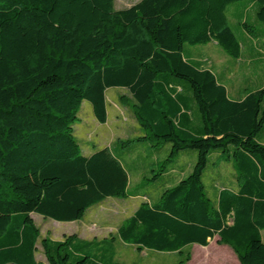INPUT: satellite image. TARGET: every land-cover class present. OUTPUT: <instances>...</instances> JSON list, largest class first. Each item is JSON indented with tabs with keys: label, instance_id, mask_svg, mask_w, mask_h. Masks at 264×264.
<instances>
[{
	"label": "trees",
	"instance_id": "trees-1",
	"mask_svg": "<svg viewBox=\"0 0 264 264\" xmlns=\"http://www.w3.org/2000/svg\"><path fill=\"white\" fill-rule=\"evenodd\" d=\"M114 1L0 0V264H42L32 214L76 222L129 196L124 156L107 148L81 156L73 135L85 101L106 123L105 94L117 88L134 100L142 130L123 148L140 143L159 160L146 183L160 184L178 156L196 157L189 175L119 227L118 239L181 258L218 237L240 264H264V88L231 100L191 55L215 42L237 61L245 39L264 50V0H140L118 11ZM237 2L254 12L259 34L242 21L235 36L226 11ZM221 162L238 189L209 196L205 172ZM113 240L46 237L40 246L47 264H116Z\"/></svg>",
	"mask_w": 264,
	"mask_h": 264
},
{
	"label": "rangeland",
	"instance_id": "rangeland-1",
	"mask_svg": "<svg viewBox=\"0 0 264 264\" xmlns=\"http://www.w3.org/2000/svg\"><path fill=\"white\" fill-rule=\"evenodd\" d=\"M140 0H115L114 10H123L135 5ZM243 2L230 5L226 11V18L235 36L239 38L243 33L241 22L246 21L253 27L256 34L263 29L255 20L252 10L245 11ZM251 40V39H250ZM256 51L263 54V58H250L246 53L237 61L228 58L225 53L211 42L206 46H196L192 49V59L200 62L205 68L210 69L215 75L225 80L228 94L234 98H242L248 91L264 88V50L262 42L256 44ZM106 123L100 124L96 120L91 105L85 101L77 114V121L73 125V135L80 147V155L88 156L92 151H97L103 147L112 151L115 155L124 157L136 153L140 143L123 148L125 142L133 141L142 136L135 113V102L131 95L124 89H110L106 92ZM117 144V145H116ZM119 145V147H118ZM190 152V151H187ZM165 163L157 165L156 173L162 170ZM221 171L215 170L205 172L203 184L206 193L213 196L214 189L236 188V175L231 170L229 162H223ZM217 171L219 173H217ZM144 172V171H143ZM154 172L146 173L149 178ZM216 175V176H214ZM132 209H126L114 201H108L96 210L85 215L82 223H59L51 219H44L41 216L33 215L32 220L39 230L40 239L38 241L37 258L47 264L44 258L40 241L43 238L62 241L69 234L84 231L81 236L91 240L114 236L116 228L122 224L131 214ZM77 226V227H76ZM72 231V232H71ZM264 242V231L261 232ZM116 264H177L183 260L184 264H239L236 263L232 249L219 243L218 239L211 241L208 249H203L198 245H190L184 249V254L180 258L178 253H160L148 250H139L123 243H118ZM229 253L227 252V250ZM222 249L225 251L222 252ZM212 251V252H210Z\"/></svg>",
	"mask_w": 264,
	"mask_h": 264
},
{
	"label": "crops",
	"instance_id": "crops-1",
	"mask_svg": "<svg viewBox=\"0 0 264 264\" xmlns=\"http://www.w3.org/2000/svg\"><path fill=\"white\" fill-rule=\"evenodd\" d=\"M256 44H257V42H252L249 39L243 40V42H241L240 58L244 55V53H246L250 58H254V59L263 58V54L261 52L256 51V48H257ZM193 50L194 49H191V51H193ZM222 84L226 88L225 80H223V79H222ZM258 89H261V88L259 87ZM226 91H227V88H226ZM254 91L255 90L248 91L242 98H237V99L230 96L228 94V91H227V95L231 100L239 101V100H242L247 94H249L250 92H254ZM105 97H106V94H105ZM106 109H107V105H106ZM104 148L105 147H103L102 149H104ZM195 158L196 157L194 154H182V155L178 156L177 160L174 161L173 163H171L164 170V173L160 178V184H157V183H150V182L146 183L145 179H144L146 173H148L149 170H151L159 162V160H157L156 157L153 156V151H151L150 148H147V147L146 148H139L136 153H133V154L128 155L126 157H119V160L121 161V163H122L123 167L125 168L126 173L128 175V194H129V196L125 199L108 198V199L104 200L103 202L89 208L85 212L83 218L85 217V215H87L88 212L96 210L98 207H101L102 205H104L108 201H114L115 203L120 204V206H122L123 208L132 209L130 216L126 219V220H128L138 210V208L141 206V204H143V203H148V204L156 203L159 200L161 194L166 189H169V188L175 186L183 178H185L187 175H189L192 171L194 164H195ZM213 158H214L213 159V162H214L215 159L217 158V154H215L213 156ZM222 165H223V162H221L217 166L211 167L212 169L210 171H215V170L221 171L223 168ZM231 170H233L232 167H231ZM218 171H217V173H219ZM214 176H216V175H214ZM237 189H238V186H236V188H231V190H233V191H237ZM217 192H218L217 189L213 190L214 196L217 194ZM33 215L34 214L31 215V218ZM83 218L81 220L77 221V223H79L77 226H79L82 223ZM70 223H74V222H70ZM122 224H120L116 228L114 236H110L107 238H101L99 240L94 239V238H92L91 240H88V239L82 237L81 235L84 234L83 230L80 231V233L81 232L82 233L80 236H78L77 235L78 231L74 232V230H75L74 229L73 232L71 231L73 234H69V236L75 235V236H77L78 239L83 240V241H88V242L93 241V240L101 241V240H108L110 238H113L114 240L112 243V247H113V256H114V261H115V258L117 257V247L119 246L118 243L121 242L117 237V232H118L119 227ZM214 239H218V237H215ZM214 239H212V240H214ZM212 240H210L209 245H210ZM53 241H57V240H53ZM209 245L205 248H203V247H201V248H203V249L207 248L208 249ZM127 246H130V245H127ZM36 248H38V244H37ZM225 251L222 249L223 253ZM210 252H212V251H210ZM227 252L229 253L228 250H227ZM234 256H235V258H233V260L235 259V261L237 263L238 262L237 257L235 254H234ZM35 258L38 262L43 264V262L37 258V252L35 254ZM44 258H45V256H44ZM45 261H46V259H45Z\"/></svg>",
	"mask_w": 264,
	"mask_h": 264
}]
</instances>
